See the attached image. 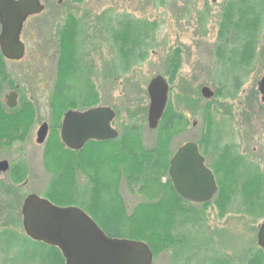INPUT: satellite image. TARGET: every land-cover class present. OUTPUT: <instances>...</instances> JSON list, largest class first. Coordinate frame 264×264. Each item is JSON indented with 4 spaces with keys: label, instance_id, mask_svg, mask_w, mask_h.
<instances>
[{
    "label": "rangeland",
    "instance_id": "1",
    "mask_svg": "<svg viewBox=\"0 0 264 264\" xmlns=\"http://www.w3.org/2000/svg\"><path fill=\"white\" fill-rule=\"evenodd\" d=\"M77 3L69 2L67 7L86 17L77 19L82 30L77 44L80 41V60L82 58L85 64L81 81H89L94 87L98 102L93 106L106 105L115 110L114 128L134 126L141 135L144 148L149 149L155 144L157 133L163 126L158 125L153 130L147 125L149 97L146 87L153 76L161 75L168 84L167 103L171 104L174 115L170 126L177 131L170 140V151L187 141H200L199 146L210 163L214 154L208 155L210 148L206 152V147L212 146L202 141L210 126L211 129L215 126L216 141L221 143L219 147L233 148L264 173V105L257 90V83L264 72V19L257 38L253 34L254 19L251 21V36L255 39L251 56L248 53L250 39L242 31L241 24V20L247 19V0H83ZM231 5L236 9H231ZM106 16L107 19L104 18ZM127 20L147 28L148 32L142 37L149 46L146 51L136 48L132 51L130 44L127 45L129 52L120 51L121 45L114 36L121 29L123 33ZM62 25L38 21L27 23L22 35L28 48L26 58L20 63L5 65L6 73L14 84L19 85L21 93L39 104L34 127L42 120L51 122L47 116L51 118L53 87L57 84V59L61 53L56 48V39L59 38L56 31ZM119 54L127 65L122 72L115 68ZM58 71L62 84L75 85L67 74ZM203 86L213 90L211 98L201 95ZM64 94L73 105L78 102L75 90H66ZM44 99L49 101H46V108ZM53 133L50 132L46 142L50 147ZM28 144L30 178L22 188L17 184L11 186V191L15 189V194L22 197L29 192L41 195L51 175L41 158L42 152L45 158L47 147H33L30 141ZM16 145L17 141L12 147ZM62 157L61 164L66 166L65 154ZM90 172L92 177L98 175L95 170ZM76 175L78 183L85 182V174L80 170ZM8 185L1 181L0 190L7 191ZM132 186L133 192L123 179L118 186L126 213L144 200L140 193L142 185L133 183ZM242 193L240 187L236 200L224 215L216 210L215 198L206 203L202 208L207 210H201L193 218L196 225L186 228L192 245L197 246L178 257H173L172 251L162 252L153 258V264H189L192 257H199L198 264H210L205 257L217 254L228 257L230 262L238 256V264H243L241 253L244 249L258 246V225L264 218L254 221L242 212ZM22 197L8 199L0 192V228L4 222L20 217ZM14 229L23 234L21 226ZM205 241L211 242L208 243L209 253L201 256L198 244Z\"/></svg>",
    "mask_w": 264,
    "mask_h": 264
},
{
    "label": "trees",
    "instance_id": "2",
    "mask_svg": "<svg viewBox=\"0 0 264 264\" xmlns=\"http://www.w3.org/2000/svg\"><path fill=\"white\" fill-rule=\"evenodd\" d=\"M247 3V19L241 20V24L242 31L250 39V42L247 40V44H251L248 53L253 56L252 43L255 39L251 36L253 31L250 25L254 19L253 34L257 38L264 19V0H247ZM231 9H236V6L231 5ZM126 23L123 33L121 34V29L114 36L121 45L120 51L129 52V44L132 51L134 48L146 51L149 46L143 42L142 37L148 32L147 28L132 24V20H127ZM81 33L82 30L74 19L63 24L57 33L59 38L56 39V48L61 51L59 60L57 59L58 69L67 74L69 79H73L75 85L62 84L57 69V84L53 87L54 100L51 101L50 115L54 132L51 139L53 147H47L44 158V164L51 175L41 195L60 206L74 205L81 208L109 237L144 241L154 257L167 251H172L173 257L184 255L192 242L186 228L196 225L193 218L199 213H186L188 202L176 193L169 178L170 140L177 133L170 126L174 117L171 104L167 103L165 107L158 124L163 127L157 133L155 144L149 149L142 146L141 135L134 126L120 128L114 139L88 141L87 144L96 146L93 150L89 148L94 147H83L81 151H72L62 147L60 143L57 133L62 113L74 105L77 109L84 110L98 102L91 83L81 81L84 60H80V41L77 44ZM244 34L242 36L246 38ZM122 52L120 53L124 54ZM121 54L118 55L119 63H124ZM71 89L78 96V102L74 105L72 101L68 102L64 94ZM32 119L31 116L30 121ZM216 136V127L211 129L210 126L202 142L212 146L206 147V152L210 148L208 155L214 154L209 166L217 183L214 201L219 202V211L223 215L228 211L241 187L244 199L241 200V208L244 209H241L242 212L250 215L254 221L264 218V173L259 172L255 163L233 148L219 147L221 143L216 141ZM196 142L200 145V141ZM63 154L66 166L61 164ZM77 170L85 174V182L82 184L77 181ZM91 170H95L98 175L92 177ZM122 179L132 192L133 183L142 185L140 193L144 200L135 205L130 213H126L123 197L118 193ZM11 188L9 185L10 190ZM7 198L9 199L8 196ZM18 226H21L20 217L1 225L0 264H65L58 248L34 241L24 233L19 234L14 229ZM241 259L243 264H264V253L260 247L254 246L244 249ZM223 264L229 263L225 260Z\"/></svg>",
    "mask_w": 264,
    "mask_h": 264
},
{
    "label": "water",
    "instance_id": "3",
    "mask_svg": "<svg viewBox=\"0 0 264 264\" xmlns=\"http://www.w3.org/2000/svg\"><path fill=\"white\" fill-rule=\"evenodd\" d=\"M213 2L216 0H212ZM42 10L38 0H0V48L9 59H19L24 53L20 40L22 24L30 14ZM149 97L147 125L155 129L168 100V84L161 75L153 76L146 87ZM264 105V72L257 83ZM201 95L214 94L207 86ZM115 112L107 106H95L84 111L68 110L63 116L61 139L72 150L80 149L90 139H114L118 132L111 125ZM48 130L44 122L37 131V143H43ZM264 144V135L262 137ZM7 168L0 162V171ZM177 194L192 202H207L217 186L211 170L197 144L187 142L176 151L168 170ZM22 227L27 237L59 249L65 264H152L153 253L141 240L109 237L92 217L81 208L60 206L45 197L28 194L21 205ZM256 242L264 253V219L258 225Z\"/></svg>",
    "mask_w": 264,
    "mask_h": 264
},
{
    "label": "flooded vegetation",
    "instance_id": "4",
    "mask_svg": "<svg viewBox=\"0 0 264 264\" xmlns=\"http://www.w3.org/2000/svg\"><path fill=\"white\" fill-rule=\"evenodd\" d=\"M40 5L42 6V10L38 13L30 14L26 17L22 24V29L20 32V40L24 44V53L21 58L19 59H9L1 51L0 48V162L4 161L6 162L7 168L5 170L0 171V182L1 181H6L7 184L13 186V184L19 185L20 188L25 186L30 178V173H31V166L29 164V144L28 142L30 141L33 144V147H50L47 145V141L49 138V134L51 131H53L52 127V121L50 120H42L37 127H34V119L37 118V115L39 114V104L36 103L34 99H32L30 96H26L25 94H22L19 88V85L14 84L13 80L10 79L8 74L5 71V65L6 63H20L22 62L27 55V44L23 41L22 35L25 30V26L27 23L32 22V21H38L40 23L46 22L49 24L53 23H59V24H65L68 21H71L74 19L77 21V19H85V15H79V13L74 12L72 7H67L68 3L71 2L73 4H78L75 0H38ZM83 1V0H82ZM81 2V1H80ZM72 15V16H71ZM107 19V16L104 17ZM0 30H1V24H0ZM58 31H56V35L58 36ZM82 35V34H81ZM122 56V55H121ZM87 65V64H86ZM85 66V64H84ZM126 64L124 63H118L115 68L118 70L125 71ZM164 77V76H162ZM165 79V78H164ZM116 80V79H115ZM166 80V79H165ZM167 82V81H166ZM45 100V108H46V101L49 102L48 100ZM106 106V105H105ZM109 107V106H107ZM112 108V107H110ZM113 109V108H112ZM68 110H78V111H83L77 108H69L65 110L62 113V116L60 117L59 123H58V137L60 140V143L62 144V147L68 148L65 144H63L62 139H61V129H62V122H63V116ZM85 110V109H84ZM114 110V109H113ZM115 112V110H114ZM48 114V113H47ZM116 115V112H115ZM32 116V121H30V118ZM20 119L22 120L20 122ZM47 119H51L47 116ZM114 120V119H113ZM113 120L111 122V125L113 123ZM10 122V123H8ZM46 122L48 125V130L46 137L44 139L43 143H37L36 138H37V131L39 127ZM113 126V125H112ZM116 129V128H115ZM4 130V131H2ZM118 132L119 130L116 129ZM32 133V136L30 134ZM91 141L95 139H90ZM88 140V141H90ZM17 141L16 147H12L13 143ZM88 141H86L80 149L77 150H72V151H81L83 147H96L95 145L87 144ZM187 142H192V141H187ZM185 142V143H187ZM185 143L181 144L180 146L184 145ZM196 143V142H194ZM28 144V145H27ZM197 144V143H196ZM28 146V147H26ZM180 146L172 149L170 152V157H169V165H170V160L176 153V151L180 148ZM53 147V146H52ZM199 153L204 157V165L208 167L213 176L214 173L212 169L210 168L208 163L209 161L206 160L208 156L206 155L205 152H203L200 148V146L197 144ZM44 153H41V158L44 159ZM41 159V162H42ZM36 168V167H35ZM169 170V168H168ZM169 174V173H168ZM170 178V176H169ZM215 179V176H214ZM171 181V179H170ZM172 183V182H171ZM216 183V179H215ZM9 185L7 187V191H1L6 195V197H19L21 198L22 196L15 194L13 189L12 191L9 189ZM173 186V184H172ZM217 186V183H216ZM19 188V189H20ZM174 188V187H173ZM175 190V189H174ZM217 191V189H216ZM34 192H29L25 194L22 197V202L24 198L28 195ZM177 193V192H176ZM216 193V192H215ZM212 196V198L209 200L210 202L215 196ZM37 194V193H36ZM39 195V194H37ZM41 196V195H40ZM185 200V199H184ZM188 202L187 208H186V213H199L204 210H207V208H202L207 202H192L189 200H185ZM216 206H219L218 203H214ZM197 206H200V208H197ZM200 210V211H197ZM216 210L219 211V208H216ZM217 211V214L219 213ZM200 214V213H199ZM196 215V214H195ZM198 215V214H197ZM20 221H21V227H22V216H21V208H20ZM208 241L201 242L198 244L200 248L199 253L202 252L201 256H206L203 253L208 254L209 253V246H208ZM214 243V242H212ZM197 245H191L188 247L189 250H193V247ZM186 249V250H188ZM202 249H205L202 251ZM185 250V252H186ZM199 257H192L190 259L189 264H198L200 263L198 260ZM206 260H209L210 264H221L220 261L231 264H238L239 263V257L236 256L233 259H231V262L228 257H225L224 255H212V256H206ZM222 259V260H221ZM220 262V263H219ZM223 264V263H222Z\"/></svg>",
    "mask_w": 264,
    "mask_h": 264
}]
</instances>
